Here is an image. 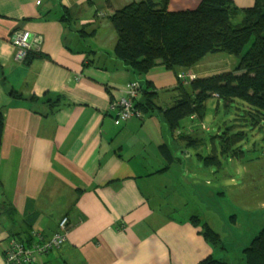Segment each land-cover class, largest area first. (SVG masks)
<instances>
[{
  "label": "crops",
  "instance_id": "0c3cea01",
  "mask_svg": "<svg viewBox=\"0 0 264 264\" xmlns=\"http://www.w3.org/2000/svg\"><path fill=\"white\" fill-rule=\"evenodd\" d=\"M136 1L0 0V264L12 236L37 231L48 238L64 217L66 242L57 252L71 264H198L214 257L188 220L168 217L152 201L156 179L167 172H157L164 166L157 148L168 136L161 120L116 124L109 111L132 81L152 85L161 116L182 95L177 88L187 93L176 77L183 70L157 66L135 77L114 59L108 17ZM230 1L246 9L255 0ZM200 2L169 0L167 8L192 10ZM63 9L71 25L61 23ZM14 31H28L30 51L46 59L14 62ZM87 51L94 52L90 61ZM160 90L168 96L161 102ZM56 95L71 105L51 113L41 99ZM172 183L168 196L180 187ZM49 256L37 262L50 264Z\"/></svg>",
  "mask_w": 264,
  "mask_h": 264
},
{
  "label": "trees",
  "instance_id": "16d2710c",
  "mask_svg": "<svg viewBox=\"0 0 264 264\" xmlns=\"http://www.w3.org/2000/svg\"><path fill=\"white\" fill-rule=\"evenodd\" d=\"M168 1L138 0L108 17L116 36L113 57L126 71L135 77H144L157 66L168 71H187L204 56L218 53L234 55L239 58V62L235 72H221L204 78L195 76L186 85L190 93H183L163 112V128L170 137H175L181 120L187 116L195 119L193 115L200 118L205 102L213 97L226 108L240 102L247 108L252 124L264 128V0H255L253 6L246 9H237L230 0H201L195 9L178 12L168 11ZM62 12L61 23L65 26L71 25L69 13L64 9ZM237 17H240V26L234 28L232 20ZM92 34L85 33L88 37ZM93 54L94 52L87 51L86 58ZM35 57L46 59L43 55L29 51L24 62L29 63ZM183 71L181 72L185 73ZM133 84L137 93L132 100L133 108L140 113V117H133L131 120L142 122L156 113L155 92L146 80L129 83ZM9 95L14 99L22 98L15 92ZM29 100L39 99L30 97ZM41 100L49 106L51 113L71 105L59 95L54 96V99ZM113 103L114 100L110 102L109 111L113 114L114 122L127 123L128 121L123 122L116 118V111L111 109ZM3 133L4 115L0 111V149ZM176 138L198 142L181 133ZM240 139L242 136L229 133L221 135V155L237 156L238 148L235 151L233 146ZM157 152L164 162L163 168L157 172H164L174 163L173 155L166 143L158 146ZM213 155L215 158L216 154ZM205 162L209 163V158ZM188 221L192 227H198L196 216ZM197 234L212 248L223 245L219 234L205 225ZM242 257L245 264H264V230L243 249ZM198 264L228 263L210 255Z\"/></svg>",
  "mask_w": 264,
  "mask_h": 264
},
{
  "label": "rangeland",
  "instance_id": "374dc122",
  "mask_svg": "<svg viewBox=\"0 0 264 264\" xmlns=\"http://www.w3.org/2000/svg\"><path fill=\"white\" fill-rule=\"evenodd\" d=\"M232 26H240V17L232 20ZM238 62L239 58L234 55L208 54L190 71L198 78H204L221 72H235ZM184 88L190 93L188 86ZM177 89L183 94L180 88ZM167 98V92L160 90L159 101ZM247 112L240 102L226 108L213 97L205 102L200 118L195 115V119L191 116L183 118L175 133V137L181 133L198 140L197 143L172 139L166 130V144L174 163L162 178L156 179L152 191L154 205L159 204L168 217L175 218L180 214L189 220L196 216V231L205 225L217 232L223 245L213 248V256L228 264H245L243 249L264 230V205H261L264 203V131L252 124ZM153 118L163 123L158 111ZM224 133L242 136L233 146L235 151L238 148L237 156L221 155L220 136ZM207 158L209 163L205 162ZM148 159L153 160L150 154ZM172 182H178L180 187L168 196L165 188ZM50 252V264H71L62 252Z\"/></svg>",
  "mask_w": 264,
  "mask_h": 264
},
{
  "label": "built area",
  "instance_id": "2783aa9c",
  "mask_svg": "<svg viewBox=\"0 0 264 264\" xmlns=\"http://www.w3.org/2000/svg\"><path fill=\"white\" fill-rule=\"evenodd\" d=\"M40 1L35 2L39 5ZM30 33L28 31H14L10 33L9 42L14 47V62L20 64L26 60L31 50ZM195 76L190 72L180 73L177 76L180 85L191 82ZM138 86V84H137ZM137 96L135 85H129L124 95L115 100L111 109L116 111L119 121H129L133 117H140V113L133 108L132 100ZM68 219L62 218L57 230L48 238L37 231L30 233L29 237L12 236L3 251L5 264H36L37 258L59 250L66 242Z\"/></svg>",
  "mask_w": 264,
  "mask_h": 264
}]
</instances>
